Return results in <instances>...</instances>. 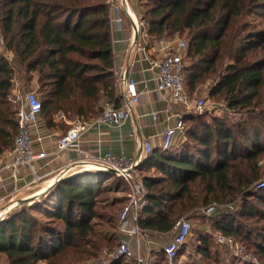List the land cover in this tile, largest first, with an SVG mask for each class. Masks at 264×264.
<instances>
[{
  "label": "trees",
  "instance_id": "trees-1",
  "mask_svg": "<svg viewBox=\"0 0 264 264\" xmlns=\"http://www.w3.org/2000/svg\"><path fill=\"white\" fill-rule=\"evenodd\" d=\"M140 2L151 38L186 37L189 97L197 84L210 81L208 97L222 100L238 119L207 121L205 113H188L179 143L141 158L138 168L152 173L142 175L148 194L139 227L149 234L169 232L183 216L200 219L202 209L240 196L237 211L210 217L212 229L244 242L264 264V188H254L264 155V28L251 22L264 17V0H143V8ZM0 30L16 65L0 55V154L12 150L17 134V108L9 100L17 66L26 84L36 81L48 128L92 119L106 102L120 100L105 0H0ZM58 112L62 118L55 122ZM123 185L104 170L84 169L53 183L32 207L17 204L0 219L5 264H102L118 244V215L100 213L98 195ZM244 219L256 221L243 233ZM194 233L197 254L209 259L214 234ZM150 257L149 264L166 262L159 249ZM105 264L136 263L118 258Z\"/></svg>",
  "mask_w": 264,
  "mask_h": 264
},
{
  "label": "built area",
  "instance_id": "built-area-1",
  "mask_svg": "<svg viewBox=\"0 0 264 264\" xmlns=\"http://www.w3.org/2000/svg\"><path fill=\"white\" fill-rule=\"evenodd\" d=\"M134 1L105 0L109 9L111 31L121 30L123 23L127 21L132 28V39L135 50L139 52L145 51L150 42L152 44L157 42L160 45L161 55L153 58L146 57L150 66L157 70L158 85L156 91L158 93L163 91L168 93L176 103L184 108L186 114L190 112H202L205 101L190 98L184 86L181 52L185 50L186 42L177 38H162L159 40H154L153 38L151 40L152 38L147 31V24L137 8L138 0ZM2 40V35L0 34L1 43ZM2 50L4 59L11 65L12 52L4 48H1ZM121 81L124 82L125 87L120 100L106 102L101 113L92 119L73 122L71 127L57 139L55 154L76 149L79 135L93 125L113 124L120 128L125 123L130 117L133 107L139 101L141 91L137 90L133 78L127 76L125 73L121 75ZM114 85L116 93H118L116 78ZM9 100L17 108V134L10 153V162L3 168H0V185L3 181L4 170L9 171L13 179L19 177L22 174V170L27 171L32 176V180L28 183L31 184L48 175H38L36 164L40 160L47 159L49 153L43 150H35L33 146L32 129L41 113V102L35 92L22 90L21 82L18 78L12 80ZM182 118V116H179L163 130L162 150L171 147L178 135H183L185 124ZM141 148L145 154L152 150L151 144L147 139L142 141ZM82 163L86 164L89 168L96 169L101 167L110 170L116 177L123 179L126 185V202L118 214L116 223V230L119 236L118 244L114 251L104 259L103 264L109 260L118 258L132 259L136 264H142L143 259L140 256L141 247L144 246L150 251L154 244L150 234L143 231L138 224V215L146 203L148 194V190L143 183V178L138 173L140 160L137 157L126 156L123 153L114 155L111 152H105L98 156L86 154L82 158L57 169L58 174L50 179V185L72 175L74 171H68V169H73ZM262 188H264V177L258 180L256 185V189ZM16 205L17 203L14 202L8 207L11 208ZM213 209V207L209 206L207 207V212ZM2 215L3 213H0V216ZM191 229V222L187 218H180L173 224L171 229L172 235L162 247V251L166 257L165 264H183L182 255H179L178 252L189 238ZM213 236L215 242L224 249H228L236 256L247 257L244 247L237 243L234 238L221 233H215Z\"/></svg>",
  "mask_w": 264,
  "mask_h": 264
},
{
  "label": "crops",
  "instance_id": "crops-1",
  "mask_svg": "<svg viewBox=\"0 0 264 264\" xmlns=\"http://www.w3.org/2000/svg\"><path fill=\"white\" fill-rule=\"evenodd\" d=\"M132 38V28L127 21L123 23L121 30L112 32V60L117 92L120 96L124 93L125 85L121 81L123 73L133 78L137 90L141 91L139 101L133 107L130 117L120 128L113 124L93 125L79 135L76 149L55 154L56 141L59 136L58 131L54 128H48L40 113L32 129L33 146L35 150H43L49 153L47 159L40 160L36 164L38 175H48L28 184L32 180V176L27 171L22 170V174L13 179L10 172L4 170L3 181L0 185V205L4 204V206L0 207V213H7L16 207L17 205L11 208L8 207L14 202L18 205L29 204L32 196L38 193H40L39 195H45L50 185V179L58 174L57 169L82 158L86 154L97 156L105 152H111L114 155L123 153L141 160L146 155L141 148V143L145 139L150 142L153 150H162V133L165 127L173 123L179 116L184 117L188 114L168 93L164 91L158 93L156 91L158 85L157 70L150 66L146 57L153 58L161 55L160 45L157 42L153 44L150 42L145 51L139 52L135 50ZM61 118L62 113L58 112L54 116V121L58 122ZM181 139H183V135H178L172 146L179 143ZM11 151L0 154V168L10 162ZM77 166L73 169L69 168L68 171L71 170L75 173L79 170H84L82 166ZM87 169L93 168L88 167ZM55 199L57 200L56 203H58V197ZM24 200L25 202H23ZM171 235V230L165 233L150 234L154 244L150 251L162 250V247L166 244L165 240L170 238ZM150 251L144 246L141 247L142 264H149L151 259Z\"/></svg>",
  "mask_w": 264,
  "mask_h": 264
},
{
  "label": "rangeland",
  "instance_id": "rangeland-1",
  "mask_svg": "<svg viewBox=\"0 0 264 264\" xmlns=\"http://www.w3.org/2000/svg\"><path fill=\"white\" fill-rule=\"evenodd\" d=\"M140 3H141L140 7L143 8L144 7L143 0H141ZM251 22H253L255 25H258V27L264 28V17H258L254 19L251 18ZM0 34L2 35L1 30H0ZM174 38H177L179 40H184L185 42H187V39L184 35L176 36ZM1 48H4V42L2 43L0 42V55H3V50L1 51ZM261 53L264 54V51ZM181 56H182L183 65L184 66L187 65L189 60L185 58V51L181 52ZM14 60L15 59H14V54H13L12 62H11L12 66H16L14 65L15 64ZM14 73H15V78H18L21 82L22 90L33 91L36 93L38 97H40L39 93L37 92V85H36L35 80H33L31 83L26 84L23 79L25 74L19 71L18 66L17 68H15ZM209 86H210V81L197 84V87H196L197 92L194 95L196 99H202L205 101V106L202 109V112H200L203 114L205 113V115H203V118L207 121L211 120L212 117H225V116L228 117L229 121H235L236 119H238V116H237L238 114L235 112H232V110L227 109V106L222 100H220L219 98L208 97L207 91H208ZM190 113L195 114L199 112H190ZM186 125H189V122H186ZM66 126L67 125L60 124V127H57L55 129L56 131H58V135H59L58 138L62 135V133L65 130L71 127V126H67L68 127L67 128ZM258 166L260 168L259 169V180H260L261 178L264 177V155L260 157ZM138 173L139 175L142 176L143 174L152 173V171L151 170L143 171L142 169L138 168ZM110 181L111 180L106 181L105 184L110 183ZM257 182L258 181L254 183L255 189H256ZM98 199H99L98 201L99 204H98L97 210L100 213H104L105 211L107 213L111 212L114 215V217H116L126 202V189L124 185H123V188L119 189L118 191H116L115 189H107L98 195ZM240 200L241 199L239 196L234 201H231V202L225 201L223 203L211 205V207L214 208L212 211L207 212V208L202 209L200 212V219L194 218V219L189 220L192 225V229H191L192 232L185 243V247L181 251L182 252L181 259L183 261V264H246V263L258 264L259 263V258L255 256L251 251L248 250L244 242H241L238 239H235V240L237 243L241 244L244 247V252L247 255L246 258L236 256L228 249H224L223 247L216 245L214 241L212 240V238H211V248H210L211 257L209 259H205L204 257H202L203 255L197 254V251H196L198 242L196 240L194 231L198 229L200 232L207 233L210 237H212V234H215L216 231L212 229L211 224L213 222V219H211L210 217H213L214 215H216V213H220V212L224 213L227 211L228 212L237 211L241 203ZM56 202H57L56 199L52 200V204L55 206H56ZM3 206L4 204L0 205V207H3ZM18 207L19 206L17 205V207H15L14 209H17ZM257 209L260 211V207H257ZM262 211H264L263 207H262ZM7 213H4L2 216H0V219L6 217ZM35 215L36 217L42 219V222L45 221L43 220L45 219L43 216L39 215L38 213H36ZM182 218H187V217L183 216ZM255 221H256L255 219L240 220L239 223H240L242 232L244 233L246 231L245 227L247 228L250 227L249 225L254 224ZM262 223H263V220L259 222V225ZM251 228L252 226L250 227V229ZM168 239H166L165 241L167 242ZM162 241L165 242L164 240ZM215 258H217L216 261H215ZM103 261L104 260H102V264H103ZM0 264H5V257L2 253H0ZM38 264H44V262H39Z\"/></svg>",
  "mask_w": 264,
  "mask_h": 264
},
{
  "label": "water",
  "instance_id": "water-1",
  "mask_svg": "<svg viewBox=\"0 0 264 264\" xmlns=\"http://www.w3.org/2000/svg\"><path fill=\"white\" fill-rule=\"evenodd\" d=\"M80 166H82V168H84V169H87V168H88V166H87L86 164H84V163L80 164ZM97 169H98V170H104V171L108 172L109 174L114 175L113 172L110 171V170H106V169H103V168H101V167H98ZM51 186H52V185H49V186H48V189H50ZM39 196H40V195H34V196H32L31 199H30V201L28 200V201H29V206L32 207V206L35 204V202H36V200L38 199ZM23 202H25V200H24Z\"/></svg>",
  "mask_w": 264,
  "mask_h": 264
},
{
  "label": "bare ground",
  "instance_id": "bare-ground-1",
  "mask_svg": "<svg viewBox=\"0 0 264 264\" xmlns=\"http://www.w3.org/2000/svg\"><path fill=\"white\" fill-rule=\"evenodd\" d=\"M183 119V118H182ZM98 156V155H97ZM127 156V155H126Z\"/></svg>",
  "mask_w": 264,
  "mask_h": 264
}]
</instances>
